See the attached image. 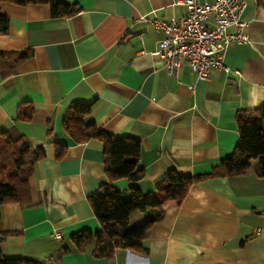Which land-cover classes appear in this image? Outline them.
<instances>
[{
	"label": "crops",
	"instance_id": "crops-1",
	"mask_svg": "<svg viewBox=\"0 0 264 264\" xmlns=\"http://www.w3.org/2000/svg\"><path fill=\"white\" fill-rule=\"evenodd\" d=\"M56 1L80 10L53 17L48 4L0 2L9 21L0 34V131L13 127L45 151L28 179L30 205L0 206L2 254L47 264H264V176L256 173L257 160L241 175L193 183L180 204L165 201L163 218L148 229L146 253L116 248L98 258L93 241L78 250L72 234L100 229L88 196L107 179L102 143H77L62 125L69 105L84 102L87 118L101 129L139 142L143 175L114 180L118 190L134 184L143 193L154 191L170 169L183 176L208 173L238 142L235 113L264 105V8L243 0L249 40L226 50L228 71L215 68L200 80L186 64L177 77L167 73L153 54L163 33L140 19L169 21L184 6L172 0ZM21 51L29 56L3 58ZM28 106L31 116L17 118ZM55 142L67 146L61 159L54 157ZM145 218L146 212H133L130 225ZM61 247L68 250L59 262L49 259Z\"/></svg>",
	"mask_w": 264,
	"mask_h": 264
},
{
	"label": "trees",
	"instance_id": "trees-1",
	"mask_svg": "<svg viewBox=\"0 0 264 264\" xmlns=\"http://www.w3.org/2000/svg\"><path fill=\"white\" fill-rule=\"evenodd\" d=\"M17 5L48 4L53 17L69 16L80 10L75 4L56 0H0ZM264 8V0H256ZM8 17L0 12V34L8 29ZM2 55V54H1ZM3 56V55H2ZM14 57L15 62L28 57L27 52L7 53L4 57ZM17 112V118H29L32 107ZM90 114L89 104L74 102L69 105L63 118V130L75 142L97 139L102 143L103 162L106 181L96 192L88 196L93 214L100 223L94 233L81 230L71 235L75 247L82 251L90 241L94 242V257H110L116 248H125L137 253H146L144 244L149 227L163 218L162 204L173 200L177 204L187 194L189 187L196 182L213 177H228L245 173L257 160L256 173L264 176V105L252 109H241L235 113L239 139L232 154L221 159L211 171L204 175L183 176L170 169L155 184V190L143 193L131 184L126 191L115 189L112 182L125 178L134 182L143 175L138 167L140 144L136 139L113 135L96 125ZM54 157L61 159L67 146L61 142L54 144ZM45 157L42 147H33L24 135L11 127L0 131V206L14 202L20 206L30 205L28 179L37 161ZM127 196V197H126ZM146 212L145 220L130 225L133 212ZM61 247L49 259L59 262L67 251ZM0 264H47L46 262L24 256H4L0 250Z\"/></svg>",
	"mask_w": 264,
	"mask_h": 264
},
{
	"label": "built area",
	"instance_id": "built-area-1",
	"mask_svg": "<svg viewBox=\"0 0 264 264\" xmlns=\"http://www.w3.org/2000/svg\"><path fill=\"white\" fill-rule=\"evenodd\" d=\"M184 6V13L165 21L159 17L140 19L163 33L153 52L162 61L167 73L177 77L183 64L188 65L196 78H209L212 69L224 66L226 50L233 43L247 42L248 21L241 17L243 0H172ZM233 26L234 32L228 28ZM239 74V71H234ZM192 88V86H190ZM259 231V229H256ZM58 236L57 233H55ZM120 264V263H119Z\"/></svg>",
	"mask_w": 264,
	"mask_h": 264
},
{
	"label": "water",
	"instance_id": "water-1",
	"mask_svg": "<svg viewBox=\"0 0 264 264\" xmlns=\"http://www.w3.org/2000/svg\"><path fill=\"white\" fill-rule=\"evenodd\" d=\"M0 238H2V237L0 236Z\"/></svg>",
	"mask_w": 264,
	"mask_h": 264
},
{
	"label": "rangeland",
	"instance_id": "rangeland-1",
	"mask_svg": "<svg viewBox=\"0 0 264 264\" xmlns=\"http://www.w3.org/2000/svg\"><path fill=\"white\" fill-rule=\"evenodd\" d=\"M117 189H119V188H117Z\"/></svg>",
	"mask_w": 264,
	"mask_h": 264
}]
</instances>
